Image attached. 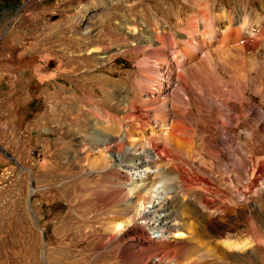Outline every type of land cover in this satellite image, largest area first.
<instances>
[{
  "label": "rangeland",
  "instance_id": "1",
  "mask_svg": "<svg viewBox=\"0 0 264 264\" xmlns=\"http://www.w3.org/2000/svg\"><path fill=\"white\" fill-rule=\"evenodd\" d=\"M241 9L252 30L264 26V0H0V264H125L127 252L119 243L104 253L99 247L110 233L97 195L102 175L86 169L80 157L82 138L94 126L90 110L115 103L112 113H121L120 102L113 99L135 90L139 77L136 63L146 57V52L120 50L124 40L143 35V31L146 35L154 32L153 16L178 35V30L184 29L182 24L185 26L193 15L197 27L194 40L201 42L206 36L204 47L217 56V37L207 36L204 26L218 30L219 15L234 12L239 16ZM104 52L110 53L106 60L100 57ZM152 55L153 63L162 62L159 55ZM259 59L261 71L250 74L249 89L245 91L255 115L240 116L244 110L236 103L229 117L233 118L234 113L238 116V129L233 132L226 125L232 136L239 135L248 151L256 144L253 137L258 138L260 148L264 146V130L257 127L259 118H264V63ZM217 61H211L213 68H220ZM221 71V85H233L228 70ZM183 72L190 80L188 70ZM176 87L180 91L183 88ZM197 93L194 90L190 95L199 99ZM100 98L105 99L101 104L96 101ZM198 106L199 111L193 107L197 118L204 113L201 110H206L203 104ZM216 111L208 108L206 114L217 118ZM200 127L202 130L194 134L196 140L221 134L219 128L212 130L205 122ZM159 130L157 124L146 126L140 136ZM170 136L174 141L175 137ZM252 151L264 154L257 147ZM69 152L80 161L78 167L74 159L68 158ZM221 157L228 160L224 153ZM217 177L221 178L219 174ZM236 183L233 180L232 184ZM180 184L174 180L172 188L177 190ZM223 186L228 188L224 200L244 212L245 206L233 193L232 185L226 181ZM250 197L249 208L258 217L263 215L264 203L261 210L260 202L264 200ZM258 220L264 221L260 217ZM239 229L247 232L249 225L243 222L230 234ZM250 252L243 262L215 264H264V247Z\"/></svg>",
  "mask_w": 264,
  "mask_h": 264
},
{
  "label": "bare ground",
  "instance_id": "2",
  "mask_svg": "<svg viewBox=\"0 0 264 264\" xmlns=\"http://www.w3.org/2000/svg\"><path fill=\"white\" fill-rule=\"evenodd\" d=\"M219 16L218 30L212 25L204 26L203 30L207 36L219 38H216L217 56L204 47L206 36L202 43L194 40L197 27L193 15L185 26L182 24L184 29L178 30V35L153 16L154 32L146 35L143 31V35L124 40L120 50L146 52V57L136 63L139 77L135 90L113 97L120 102L121 113H112L116 110L115 103L93 112L89 109L95 116L91 117L94 126L82 138L80 157L86 169L102 175L97 195L103 207L101 216L110 233L99 247L104 253L119 243L127 252L125 264L243 262L247 251L256 252L258 246L264 247V221L258 220L264 219V214L258 217L248 205L250 195L264 200V154L252 151L257 147L258 152H264V146L260 148L258 138L253 137L256 144L248 151L239 135L234 137L226 129V125L233 132L238 129V116L234 113L233 118L229 117L236 103L244 110L240 116L255 115L245 91L249 89L250 74L260 70L259 58L264 63V26L252 30L244 9L239 16L234 12ZM109 54L104 52L100 57L106 60ZM150 54L159 55L162 62L153 63ZM225 57L232 60L227 62ZM213 59L215 62L218 59L221 69L213 68ZM185 69L194 83L184 74ZM222 69L228 70L233 85L222 86ZM177 85L183 86L181 91ZM194 90L200 94L199 99L190 95ZM104 100L96 101L101 104ZM198 104H203L206 110H217V118L206 114L205 109L197 118L193 107L199 111ZM201 122L212 130L219 128L221 134L204 135L196 140L194 134L201 129ZM153 124L159 126L158 133L140 136L141 130ZM257 127L264 130V118H259ZM170 135L175 137L174 141ZM246 136L250 137L248 132ZM222 153L228 160L221 157ZM66 154L78 167L80 161L75 155ZM213 167L222 170L214 172ZM174 180L181 182L177 190L172 188ZM226 181L245 206L244 212L224 200L228 194V188L223 186ZM190 203L197 205L199 212ZM113 220L117 222L112 223ZM243 222L249 225L247 232L239 229L230 234Z\"/></svg>",
  "mask_w": 264,
  "mask_h": 264
},
{
  "label": "water",
  "instance_id": "3",
  "mask_svg": "<svg viewBox=\"0 0 264 264\" xmlns=\"http://www.w3.org/2000/svg\"><path fill=\"white\" fill-rule=\"evenodd\" d=\"M2 151V150H1ZM2 153L4 154V151H2ZM13 161V160H12Z\"/></svg>",
  "mask_w": 264,
  "mask_h": 264
}]
</instances>
